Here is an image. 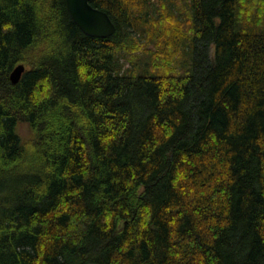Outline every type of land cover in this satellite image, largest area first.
<instances>
[{"label": "trees", "instance_id": "trees-1", "mask_svg": "<svg viewBox=\"0 0 264 264\" xmlns=\"http://www.w3.org/2000/svg\"><path fill=\"white\" fill-rule=\"evenodd\" d=\"M90 4L0 0V264H264V0Z\"/></svg>", "mask_w": 264, "mask_h": 264}, {"label": "water", "instance_id": "water-1", "mask_svg": "<svg viewBox=\"0 0 264 264\" xmlns=\"http://www.w3.org/2000/svg\"><path fill=\"white\" fill-rule=\"evenodd\" d=\"M91 0H65L67 12L78 27V29L86 36L92 38L104 39L112 36L116 27L108 14L94 8L90 4ZM25 67L20 64L16 66L11 74V84L19 83Z\"/></svg>", "mask_w": 264, "mask_h": 264}, {"label": "rangeland", "instance_id": "rangeland-1", "mask_svg": "<svg viewBox=\"0 0 264 264\" xmlns=\"http://www.w3.org/2000/svg\"><path fill=\"white\" fill-rule=\"evenodd\" d=\"M20 133H21L22 135H25V134H27V130H26V128H25V126H24V125H21V128H20Z\"/></svg>", "mask_w": 264, "mask_h": 264}]
</instances>
